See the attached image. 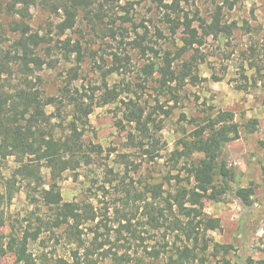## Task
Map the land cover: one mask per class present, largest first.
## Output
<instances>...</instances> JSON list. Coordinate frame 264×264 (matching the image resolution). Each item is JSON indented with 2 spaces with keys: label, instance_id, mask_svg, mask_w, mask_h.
Segmentation results:
<instances>
[{
  "label": "rangeland",
  "instance_id": "1",
  "mask_svg": "<svg viewBox=\"0 0 264 264\" xmlns=\"http://www.w3.org/2000/svg\"><path fill=\"white\" fill-rule=\"evenodd\" d=\"M92 1L90 12L79 11L74 28L63 35L58 29L63 20L58 0H33L23 16L2 17L8 40L19 37L21 23L44 38L38 50L43 66L29 77V88L47 97H60L64 87L88 97L115 90L117 97L111 104L90 110L83 141L100 148L90 164L67 170L53 181L43 162L34 167L39 170L36 178L23 170L32 157L22 163L15 157H0V247L6 249L10 235L20 241L27 233V251L34 264H166L184 244L179 232L168 230L179 216L175 210L170 213L166 203L168 194L185 185L184 161L177 159L180 142L189 139L205 119L218 111H230L241 126L240 139L227 144L224 151L233 177L232 191L217 202L204 199L200 204L203 213L218 219L220 225L215 231L202 230L200 239L211 247L217 244L230 249L223 254L210 248L204 255L205 264L263 260L264 0H178L180 16L197 14L206 22L221 7L222 21L233 30L230 36L205 38L202 45L193 46L175 61L178 72L185 61L193 59L199 81L186 83L174 95L159 89L156 75L146 80L142 73L145 64L158 63L160 58L142 57L127 46L137 33L145 36V43L159 57L165 51L174 56L182 46L183 33L178 29L171 35L163 22L165 9L152 0ZM164 3L171 5L173 0ZM194 27L201 34L198 21ZM120 34L126 38L122 44L127 53L120 46ZM76 44L79 56L69 52ZM114 53L122 60L128 55V60H123L120 73L109 75ZM20 78L15 69L13 79ZM130 101L144 112L146 139L124 118ZM45 114L51 122L43 126L44 132L55 135L63 131L73 111L64 101L59 110L46 107ZM252 119L257 120L258 130L248 134L242 126ZM154 138L159 141L155 147L151 145ZM177 178L183 179L180 184ZM54 182L62 201L79 204L90 219L74 226L79 243L68 240L66 227H51L54 210L41 197ZM249 187L253 189L252 205L246 207L234 191ZM151 204L164 211L159 229H153L150 221V216H158L157 210L150 213ZM0 264H16L13 254L0 257Z\"/></svg>",
  "mask_w": 264,
  "mask_h": 264
},
{
  "label": "trees",
  "instance_id": "2",
  "mask_svg": "<svg viewBox=\"0 0 264 264\" xmlns=\"http://www.w3.org/2000/svg\"><path fill=\"white\" fill-rule=\"evenodd\" d=\"M102 1L113 4L116 0ZM152 1L163 11L165 9L163 22L169 26L172 36L177 34L178 29L182 30L183 37L180 39L182 46L174 56L170 51H165L159 57V52L145 43V36L139 37L137 33L127 46L142 57L152 54L153 57L160 58L158 63L151 61L145 64L142 73L146 80L151 78L153 80L156 75L155 81L159 89L174 95L186 83L195 84L199 81L194 74L197 64L192 62L193 59L185 61L178 72L175 61L193 46L202 45L204 39L209 36H230L233 26L222 21L221 7H218L210 17V21L206 22L197 14L194 17H189L186 13L180 16L183 11L178 0H173L171 5H166L164 0ZM32 2L33 0L0 2V157H15L20 160V163L32 157L34 159L31 160V164L24 165L23 170L29 171V175L36 178L39 170L34 167H39V163L43 162L50 170L53 181H56L67 170H76L83 164H90L92 154L100 152L99 147L92 144L86 145L83 141L88 116L94 106L111 104L116 99L117 93L115 90L106 89L97 97L93 95L88 97L77 90L71 92L64 87L60 90V97H47L42 92L29 88V77L41 70L43 66L38 50L45 43L44 38L38 33H32L28 25L21 23L18 27L19 37L8 40L3 29L2 17L3 15L14 17L18 14L23 16ZM58 2L63 17L58 26L60 35L74 28L79 11L89 13L94 5L92 0H58ZM227 2L228 0H225V3ZM174 14L176 18L171 17ZM195 21L200 23L201 34L194 27ZM93 26L95 28L96 25ZM120 38L122 47V40L126 38L122 34ZM123 51L127 53L126 46H123ZM69 52L79 56L78 44ZM123 60H128V55H125ZM123 60L114 53L112 65L107 74L120 73V70L124 68ZM15 69L21 75V78L16 81L13 79ZM64 101L71 106L73 116L61 133L48 135L44 132L43 126L50 124L51 116L45 114V108L53 106L59 110V106ZM130 104L131 107L128 108L124 118L128 123H133L136 132L146 139L148 135L143 121L144 112L137 102L130 101ZM242 128L246 133L253 134L258 130V122L255 119L248 120ZM240 129L241 126L235 122L232 112L218 111L214 117L205 119L197 125L189 139L180 142L181 150L177 153V159L184 161L182 169L186 175L185 185L179 187L176 193L168 194L169 200H166V203L169 212L173 213L175 210L180 217L172 222L168 230L171 233L179 232L180 236L184 237V244L176 248V252L166 264H205L204 255L210 248L214 250V253H228L230 247L217 244L211 247L204 239H200L202 230L215 231L220 227L219 220L206 216L200 204L204 199L217 202L232 191L230 183L233 177L224 158V151L227 144L240 139ZM158 143L159 141L154 138L151 145L155 147ZM182 180L177 178L176 183L180 184ZM234 194L244 206L252 205L253 189L251 187L236 189ZM41 198L43 204L54 210L51 227L54 229L66 227L65 235L68 240L79 243L81 239L73 229L83 220H90L87 218L86 211L82 210L77 203H64L56 182L48 190L42 191ZM150 209L151 214L152 211L157 210L158 216H150V221L154 222L153 229H159V217H165L164 211L156 209L152 204ZM26 234L20 241L10 235L6 249L0 247V257L10 252L16 264H34V260L27 251L29 238ZM199 242H202L201 246L198 245ZM157 255L158 252H155L154 256ZM246 264H264V259L261 261L248 259Z\"/></svg>",
  "mask_w": 264,
  "mask_h": 264
}]
</instances>
